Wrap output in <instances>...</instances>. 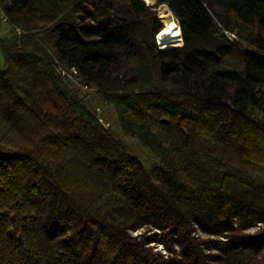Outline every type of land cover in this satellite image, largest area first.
<instances>
[{
    "label": "trees",
    "instance_id": "1",
    "mask_svg": "<svg viewBox=\"0 0 264 264\" xmlns=\"http://www.w3.org/2000/svg\"><path fill=\"white\" fill-rule=\"evenodd\" d=\"M3 1L23 34L0 40V264H264V229L243 233L264 227L247 173L264 170V0H156L180 27L170 49L141 0ZM60 66L158 166L104 132Z\"/></svg>",
    "mask_w": 264,
    "mask_h": 264
},
{
    "label": "rangeland",
    "instance_id": "2",
    "mask_svg": "<svg viewBox=\"0 0 264 264\" xmlns=\"http://www.w3.org/2000/svg\"><path fill=\"white\" fill-rule=\"evenodd\" d=\"M143 4L145 3L143 2ZM146 6L148 7L149 10L154 11L155 16L157 18L158 29L160 31L161 28L163 29V25H164V17L159 12L160 7L156 6V0H154L151 4ZM165 17L168 16L165 15ZM169 17L170 18H168V20L175 21V18L173 17L172 14L169 15ZM223 33L230 44L238 43V45H240L242 48L245 47L244 43L243 42L241 43L238 32L236 30H231V31L223 30ZM14 34L21 35L23 34V31L21 29H19V31H16L15 28L12 29L7 23L6 25L0 24V40L11 38L12 35ZM38 36L41 38V35ZM182 45L183 44L180 43L179 45H176L174 48H177V46L181 47ZM2 67H3V60L0 54V69ZM59 68L61 71L64 72L65 77L64 76L63 77L65 78L64 82L66 83V85H68V87L71 88L76 93L78 98L83 101V104L87 109L88 113L96 120V122L104 130V132L110 135L115 141L120 143L124 151L131 158H134L137 161H139L140 164L144 167V169L150 170L154 166L159 165V159L155 156V154L144 148L136 138L128 139L122 135L118 125L116 113L114 112L112 106L108 105L103 100L100 92L94 86L88 85L86 86L87 88H85L84 87L85 83H83V81L78 76L76 75L69 76L70 71L65 70L63 66H60ZM99 120L102 121L103 124L99 123L98 122ZM247 173L252 178L260 182H264V170L251 168L247 170ZM262 229H264V227H262L261 224H257L256 226L252 227L247 231H244L243 233L244 235L254 236L260 233ZM140 233L141 231L132 232V236H138L140 235ZM157 234L159 235L158 232ZM196 237L213 242L225 241V239L222 237L205 236L203 233L199 232L198 229H196ZM149 246L153 251H157L162 255L167 256V253L160 244L151 243L149 244Z\"/></svg>",
    "mask_w": 264,
    "mask_h": 264
},
{
    "label": "bare ground",
    "instance_id": "3",
    "mask_svg": "<svg viewBox=\"0 0 264 264\" xmlns=\"http://www.w3.org/2000/svg\"><path fill=\"white\" fill-rule=\"evenodd\" d=\"M145 1L147 3H151L153 0ZM163 6L166 7L165 5H162L160 7ZM163 17V32L158 36V42H156L160 44L163 49H170L181 43V31L180 27L175 22H173L172 20H168V17Z\"/></svg>",
    "mask_w": 264,
    "mask_h": 264
},
{
    "label": "built area",
    "instance_id": "4",
    "mask_svg": "<svg viewBox=\"0 0 264 264\" xmlns=\"http://www.w3.org/2000/svg\"><path fill=\"white\" fill-rule=\"evenodd\" d=\"M11 1L12 0H4L3 1V5H10L11 4ZM144 2L146 5H149L145 0H141V2ZM142 2V3H143ZM144 4V5H145ZM162 6V5H161ZM160 7V6H159ZM166 10H168V8H167V6H166ZM172 17V16H171ZM6 23H7V20H6V17L4 16V14L2 13V11H1V3H0V24H4V25H6ZM16 31H19V30H17L16 29ZM155 43H156V45L160 48V49H163L162 47H161V45L160 44H158L157 42H156V40H155ZM181 43H182V39H181ZM62 75L64 76V72H62ZM71 75H75V72H72V71H70V76ZM85 88H87L86 86H84ZM260 119L262 120V121H264V110H262V112L260 113ZM99 123H101V124H103L102 123V121H98Z\"/></svg>",
    "mask_w": 264,
    "mask_h": 264
},
{
    "label": "crops",
    "instance_id": "5",
    "mask_svg": "<svg viewBox=\"0 0 264 264\" xmlns=\"http://www.w3.org/2000/svg\"><path fill=\"white\" fill-rule=\"evenodd\" d=\"M147 1H150V0H147ZM161 8H162V7H161ZM167 12H168L169 14H168ZM163 13H164V14H163ZM161 14H162L163 16H165V15H166V16H168V18H170V17H169V15H170V12H169V11H167V10H166V11H163ZM172 21H173V20H172ZM173 22H174V21H173ZM162 31H163V29H162ZM157 42H158V37H157ZM173 48H174V47H173Z\"/></svg>",
    "mask_w": 264,
    "mask_h": 264
},
{
    "label": "water",
    "instance_id": "6",
    "mask_svg": "<svg viewBox=\"0 0 264 264\" xmlns=\"http://www.w3.org/2000/svg\"><path fill=\"white\" fill-rule=\"evenodd\" d=\"M158 31H159V30H158ZM158 31H157V32H158ZM157 32H156V33H157Z\"/></svg>",
    "mask_w": 264,
    "mask_h": 264
}]
</instances>
